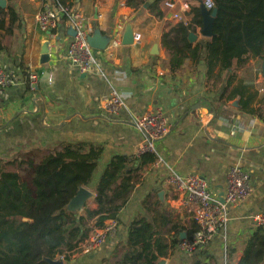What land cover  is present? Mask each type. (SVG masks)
Segmentation results:
<instances>
[{
	"label": "crops",
	"instance_id": "crops-1",
	"mask_svg": "<svg viewBox=\"0 0 264 264\" xmlns=\"http://www.w3.org/2000/svg\"><path fill=\"white\" fill-rule=\"evenodd\" d=\"M76 1V10L86 12L93 33L100 34V43L107 41L118 25L123 29L122 45L114 56L108 55L107 47L94 49L97 65L88 73L67 60L73 36L68 20H60L51 40L39 29L37 15L46 3L54 6L52 0H6L5 8L10 2L18 14L19 27L3 33L4 49L0 50V64L16 79L14 86L0 87V168L22 172V160L39 162L65 145L85 144L102 151L98 179L111 159L125 156L135 172L128 203L120 211L122 221L142 215L149 220L157 217L160 224L164 212L170 222L160 231L169 241L174 225L184 228L186 238L195 226L188 206L169 184L170 175L199 174L214 198L221 200L230 169L240 166L249 173L254 191L247 200L229 208L226 230L192 252H183L176 245L159 264H241L260 228L254 216L264 213V59L251 57L231 72L216 68L209 77L204 66L196 67L186 59L171 73L161 37L173 21L161 6L163 18L158 19L152 11L160 0H148L138 10L122 0ZM187 16L191 21L190 14ZM200 30L194 43L202 39ZM133 32L141 34V44L133 43ZM46 41L50 63L42 64ZM35 74L40 78L32 90L28 76ZM229 74L235 78L227 86ZM113 89L121 93L127 106L118 114L108 113L103 106ZM244 90L245 94L238 93ZM250 94L256 96L244 111L241 105ZM153 109L164 113L171 131L158 145L155 160L150 161L149 156H136L142 134L133 120ZM89 190L93 197L87 206L96 209V194L93 188ZM115 237L91 255L82 251L73 254L65 264L115 260L122 253L116 250L120 239Z\"/></svg>",
	"mask_w": 264,
	"mask_h": 264
},
{
	"label": "trees",
	"instance_id": "trees-1",
	"mask_svg": "<svg viewBox=\"0 0 264 264\" xmlns=\"http://www.w3.org/2000/svg\"><path fill=\"white\" fill-rule=\"evenodd\" d=\"M52 1L55 6H69L72 11L79 3L76 0ZM122 1L138 10L148 0ZM8 3L7 8L0 7V50L4 49L3 33H12L19 27L16 26L18 14ZM216 9L213 36H203L196 43L191 42L189 36L203 27L200 6L191 8L192 19L188 23L181 21L166 26L161 42L168 54L171 73H175L186 59H191L196 67L204 66L207 77L216 68L231 72L251 57L264 59V0H218ZM152 11L158 19L163 18L158 2ZM65 19L68 18L65 16ZM233 78L235 75L229 74L227 86ZM28 85L31 89L29 76ZM255 96L250 94L241 105L244 111H248ZM101 154V149L88 148L85 144L65 145L60 151H50L39 162L22 160L19 162L22 172L0 168V264H48L45 258L58 256L69 263L70 257L79 252L80 245L89 237L91 223L101 228L108 220L119 223L115 239L120 240L116 250L122 253L113 261L104 259L102 264H159L160 259L167 257L181 242L184 228L177 225L172 227L174 234L169 241L163 238L160 227L170 222L164 212L160 211V224L157 217L149 220L142 215L127 223L122 221L120 211L128 203L135 169L127 157L117 156L96 179ZM145 156H149L150 161L155 160V155L141 158ZM82 187L93 188L97 208L86 206L75 214L68 211L67 206ZM196 229L195 225L188 232V238ZM123 232L127 236H123ZM249 246L241 264H260L264 258L262 228ZM90 255L86 260L90 261Z\"/></svg>",
	"mask_w": 264,
	"mask_h": 264
},
{
	"label": "built area",
	"instance_id": "built-area-1",
	"mask_svg": "<svg viewBox=\"0 0 264 264\" xmlns=\"http://www.w3.org/2000/svg\"><path fill=\"white\" fill-rule=\"evenodd\" d=\"M218 0H203L205 8L211 12L216 8ZM159 7L171 13V21L178 23L189 22L188 14L190 4L187 0H160ZM211 5V6H210ZM67 17L75 34L69 44L67 60L82 73L93 71L97 62L94 48L89 43L93 34V26L85 11H72L69 6L44 5L43 10L37 15L40 31L47 40L55 37L61 19ZM107 53L114 56L116 50L122 45L123 29L118 25L113 30ZM133 43L141 44L142 37L138 32L132 34ZM48 42V41H46ZM40 75H30V87L33 90ZM16 84L15 77L0 64V87L5 88ZM108 113L118 114L125 109L126 103L117 89H113L109 99L103 104ZM134 127L142 134V141L136 149V156L156 155L158 145L164 141L171 131L164 113L159 109L147 111L133 120ZM234 133V131L232 132ZM169 184L176 194L182 197L188 206L192 220L197 229L190 238L181 240L178 247L183 252H192L198 247L207 245L214 236L226 230L229 221V208L247 200L254 191V186L249 173L240 166H233L228 173V187L224 197L214 198L206 179L199 174L182 176L175 172L170 175ZM254 222L264 230V213L254 216ZM119 231L116 220H108L101 228L93 227L89 237L80 245L79 251L90 254L104 245L109 239L115 237ZM57 258L63 259V256Z\"/></svg>",
	"mask_w": 264,
	"mask_h": 264
},
{
	"label": "water",
	"instance_id": "water-1",
	"mask_svg": "<svg viewBox=\"0 0 264 264\" xmlns=\"http://www.w3.org/2000/svg\"><path fill=\"white\" fill-rule=\"evenodd\" d=\"M6 0H0V7L5 8L6 7ZM201 13L203 16V27L201 29V33L204 37H211L213 36V31H212V25L214 22V19L217 15V9L215 8L213 11L209 12L205 6L203 1L201 2ZM97 14H95L96 16ZM97 33V34H96ZM96 33L92 34L89 37V43L94 49H105L107 47V44L109 43V39L107 41L100 43V34L96 31ZM75 34L73 30V35ZM197 38L196 33H191L189 36V40L191 42H194ZM50 56H49V44L46 42L43 46L42 50V59L41 63L42 64H48L50 63ZM93 197V193L87 189V188H80L79 191L77 192L76 196L72 198V200L69 202L67 206V210L70 212H73L75 214H79L86 206L88 201ZM186 238V234L182 233L180 239L184 240ZM48 264H65V261L61 258H55V259H50V258H45L44 259Z\"/></svg>",
	"mask_w": 264,
	"mask_h": 264
},
{
	"label": "rangeland",
	"instance_id": "rangeland-1",
	"mask_svg": "<svg viewBox=\"0 0 264 264\" xmlns=\"http://www.w3.org/2000/svg\"><path fill=\"white\" fill-rule=\"evenodd\" d=\"M203 0H190L189 1V4H190V11H191V8L192 7H194V6H201V2H202ZM174 24L173 22H169V24ZM200 33H201V30H200ZM197 35V34H196ZM201 35H202V33H201ZM202 37H203V35H202Z\"/></svg>",
	"mask_w": 264,
	"mask_h": 264
},
{
	"label": "clouds",
	"instance_id": "clouds-1",
	"mask_svg": "<svg viewBox=\"0 0 264 264\" xmlns=\"http://www.w3.org/2000/svg\"><path fill=\"white\" fill-rule=\"evenodd\" d=\"M211 6V5H210Z\"/></svg>",
	"mask_w": 264,
	"mask_h": 264
}]
</instances>
